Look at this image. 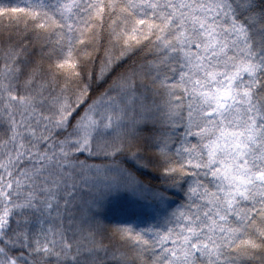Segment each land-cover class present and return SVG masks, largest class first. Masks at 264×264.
<instances>
[{
  "label": "snow or ice",
  "instance_id": "6c2138e0",
  "mask_svg": "<svg viewBox=\"0 0 264 264\" xmlns=\"http://www.w3.org/2000/svg\"><path fill=\"white\" fill-rule=\"evenodd\" d=\"M0 264H264V0H0Z\"/></svg>",
  "mask_w": 264,
  "mask_h": 264
}]
</instances>
